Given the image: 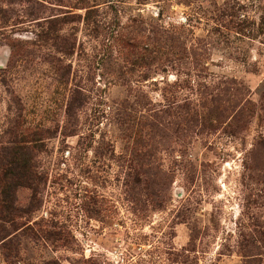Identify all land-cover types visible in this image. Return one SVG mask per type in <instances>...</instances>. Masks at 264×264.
<instances>
[{"label":"rangeland","instance_id":"obj_1","mask_svg":"<svg viewBox=\"0 0 264 264\" xmlns=\"http://www.w3.org/2000/svg\"><path fill=\"white\" fill-rule=\"evenodd\" d=\"M14 124L0 264H264V0H0Z\"/></svg>","mask_w":264,"mask_h":264},{"label":"trees","instance_id":"obj_2","mask_svg":"<svg viewBox=\"0 0 264 264\" xmlns=\"http://www.w3.org/2000/svg\"><path fill=\"white\" fill-rule=\"evenodd\" d=\"M16 125L8 131L10 140L0 151V218L13 221L19 208L14 206V192L20 185H32L36 145L34 133L28 130L15 132Z\"/></svg>","mask_w":264,"mask_h":264}]
</instances>
